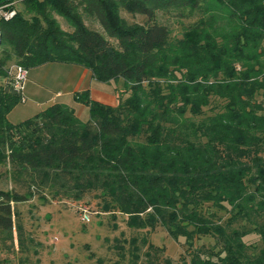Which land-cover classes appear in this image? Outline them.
I'll return each instance as SVG.
<instances>
[{
	"label": "trees",
	"instance_id": "trees-1",
	"mask_svg": "<svg viewBox=\"0 0 264 264\" xmlns=\"http://www.w3.org/2000/svg\"><path fill=\"white\" fill-rule=\"evenodd\" d=\"M2 2L15 13L0 18V164L20 189H0V264L13 230L26 251L14 204L44 192L95 193L99 213L122 214L134 233L115 238L111 264H143L142 256L156 264L164 248L148 235L159 225L184 239L180 264H264V0ZM159 13L179 21L180 36ZM51 62L80 65L101 82L121 79L117 103L85 90L77 99L86 121L53 103L10 122L20 95L9 65Z\"/></svg>",
	"mask_w": 264,
	"mask_h": 264
},
{
	"label": "rangeland",
	"instance_id": "rangeland-1",
	"mask_svg": "<svg viewBox=\"0 0 264 264\" xmlns=\"http://www.w3.org/2000/svg\"><path fill=\"white\" fill-rule=\"evenodd\" d=\"M15 8L22 10L20 4H16ZM122 15L129 21L146 22V18L139 14L130 15L122 12ZM157 20L166 24L173 35H181V26L176 18L159 13ZM86 21L90 28L108 37L97 21L91 19ZM59 22L62 28L68 29L65 19L59 17ZM11 65L13 63L9 67ZM40 69L46 71L47 66ZM112 85L121 90L123 81L120 79ZM30 103L31 101L28 100L25 106ZM18 105L20 107V102L14 107ZM9 118L12 122L22 120L16 119L17 117L13 115ZM80 119L88 120L89 111L85 110ZM8 171L7 163L0 164V189L8 191L20 189L12 181ZM41 195L44 198L39 193H34L30 200L14 204L19 211L15 220L23 227L22 236L26 251L24 253L18 251L17 234L13 230V249L8 252L2 249L1 257L4 258V264H22L21 259L27 260L28 264H111L116 259L112 248L115 238H121L122 235L129 237L134 233L122 221V214L116 213L113 218L111 214L98 212L99 200L95 197V193H87L80 200L54 199L46 192ZM79 205L89 211V220L86 222L79 216ZM148 239L164 248L158 258L153 260L156 264H180L181 256L186 254L187 246L184 239L178 241L173 239L160 225L149 232ZM247 239L260 245L256 236L250 235ZM202 242L209 246L211 239L205 237L202 238ZM142 260L143 264H148L143 256Z\"/></svg>",
	"mask_w": 264,
	"mask_h": 264
},
{
	"label": "crops",
	"instance_id": "crops-1",
	"mask_svg": "<svg viewBox=\"0 0 264 264\" xmlns=\"http://www.w3.org/2000/svg\"><path fill=\"white\" fill-rule=\"evenodd\" d=\"M46 66V71L40 69ZM114 82L98 81L88 69L72 63L51 62L34 67L28 71L24 89L25 101L20 102V107L18 105L9 112L8 119L12 122L9 117L13 115L16 119L24 120L53 103H62L73 108L80 118L88 107L78 101V93L87 90L90 99L115 105L119 90L112 85ZM4 84L5 78L0 76V85ZM28 100L31 103L25 106Z\"/></svg>",
	"mask_w": 264,
	"mask_h": 264
},
{
	"label": "built area",
	"instance_id": "built-area-1",
	"mask_svg": "<svg viewBox=\"0 0 264 264\" xmlns=\"http://www.w3.org/2000/svg\"><path fill=\"white\" fill-rule=\"evenodd\" d=\"M11 4V2L0 3V18L8 19L13 16L15 11L14 9H9ZM8 74L12 79L13 89L20 95V102H24V89L28 78V70L22 65L13 64L9 67ZM78 213L82 221L86 222L89 220V211L85 207L79 205Z\"/></svg>",
	"mask_w": 264,
	"mask_h": 264
}]
</instances>
